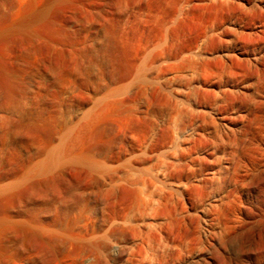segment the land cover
<instances>
[{
    "label": "rangeland",
    "instance_id": "obj_1",
    "mask_svg": "<svg viewBox=\"0 0 264 264\" xmlns=\"http://www.w3.org/2000/svg\"><path fill=\"white\" fill-rule=\"evenodd\" d=\"M254 5H245L249 23L264 22V0ZM235 15L230 6L210 0H0V264H19L22 250L50 251L57 242L46 233L42 241L56 243H39L34 235L40 225L84 235L83 175L72 171L65 181L52 174L39 179L34 172L69 132L73 143L79 139L76 152L84 149V72L94 64L105 69L139 63L163 48L175 57L197 47L221 71L212 100L213 106H228L229 136L240 141L232 159L249 166L240 187L243 228L219 263L264 264V27L257 23L253 36L244 35ZM125 82L124 87L131 81ZM119 84L113 86L122 91L112 89L108 100L126 95ZM156 102L152 106H160ZM134 105L148 106L145 98ZM217 114L220 138L223 120ZM108 136L104 143L113 134ZM116 144L128 149L122 136ZM80 165L73 166L83 170ZM72 241L56 247L73 249Z\"/></svg>",
    "mask_w": 264,
    "mask_h": 264
},
{
    "label": "bare ground",
    "instance_id": "obj_2",
    "mask_svg": "<svg viewBox=\"0 0 264 264\" xmlns=\"http://www.w3.org/2000/svg\"><path fill=\"white\" fill-rule=\"evenodd\" d=\"M210 1L233 8L244 35L253 36L257 23L264 27L262 21L249 23L245 8L258 0ZM164 51L148 52L139 63L105 69L94 64L84 72V149L76 152L74 143L79 139L73 143L69 132L34 168L39 179L52 174L65 180L72 171L83 175L84 235H72L70 230L59 234L40 225L34 235L38 241L47 233L57 244L62 240L63 245L66 238L78 246L63 250L53 241L50 251L22 250L19 264H220L226 260L224 249L243 228L240 187L245 186L249 166L232 159L240 141L235 134L234 139L231 133L234 140L229 136L228 106H213L212 89L220 69L203 55V48L175 57ZM128 80L130 85L124 87ZM118 83L131 92L126 89L125 96L108 100L112 89L121 88L116 90ZM101 94V99L94 98ZM139 98H145L148 106H135ZM155 101L160 106H152ZM89 102L92 105L87 106ZM217 113L223 120L220 138ZM110 134V143H104V136ZM118 136L127 150L118 147L123 142L116 144ZM78 164L84 169L73 166ZM43 241L46 247L48 242Z\"/></svg>",
    "mask_w": 264,
    "mask_h": 264
}]
</instances>
